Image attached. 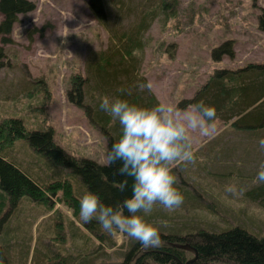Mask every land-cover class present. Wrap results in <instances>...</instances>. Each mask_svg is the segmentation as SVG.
I'll return each instance as SVG.
<instances>
[{
	"label": "rangeland",
	"instance_id": "374dc122",
	"mask_svg": "<svg viewBox=\"0 0 264 264\" xmlns=\"http://www.w3.org/2000/svg\"><path fill=\"white\" fill-rule=\"evenodd\" d=\"M30 1L33 9L18 15L9 34L11 41H0V147L6 160L43 186L57 173L71 178V172L50 164L24 139L9 144L1 123L18 118L31 131L50 128L54 142L66 153L104 164L107 142L96 124V120L102 121V115L95 110L103 95H113L96 87L91 65L100 52L111 49L110 38L115 31L116 39L137 23L138 10L119 19L112 14L119 2L103 0L106 18L101 24L89 0ZM130 2L145 6L150 0H124V8ZM157 2L151 0L154 5ZM262 8L264 0H164L141 38L138 79L148 85L145 88L157 102L171 103L175 108L190 99L215 69L264 63V30L258 26ZM227 40L233 41L234 56L223 55L213 61L212 48ZM78 75L87 78L82 82V102L89 108L90 117L67 98ZM140 91L147 97L144 87ZM173 118L186 123L184 112L174 111ZM216 124L207 136L198 129H188L193 162L169 163L175 186L184 195L182 204L165 208L157 202L151 212L140 213L159 232L195 234L199 229L210 231L235 224L264 229V211L245 199L247 191L257 184L256 172L264 161V149L258 144V138L264 137V127L246 133L231 129L221 120ZM72 177L76 179L71 178L76 195V186L82 182ZM228 184H235L238 192L225 191ZM5 198L0 192V200ZM44 200L23 196L4 219L0 242L8 258L13 257L12 264H122L137 241L118 229L108 232L97 220L81 221L79 205L63 201L61 191ZM7 209L8 205L1 206L0 216ZM192 256L185 251L187 259Z\"/></svg>",
	"mask_w": 264,
	"mask_h": 264
},
{
	"label": "trees",
	"instance_id": "16d2710c",
	"mask_svg": "<svg viewBox=\"0 0 264 264\" xmlns=\"http://www.w3.org/2000/svg\"><path fill=\"white\" fill-rule=\"evenodd\" d=\"M117 1L119 3L115 5L112 14L120 19V17L124 18L127 13L138 10L137 23L128 28L127 32L116 36V39V31L114 32V38H110L113 43L111 49L107 52H100L98 57L93 59L92 77L97 83L96 87L102 88V93L108 92L113 97L120 96L141 106H152L158 103L155 97L145 87L144 92L147 97L143 96L140 91L139 85L144 81L138 79L136 73L137 64L141 63V57L137 51L142 49L141 38L156 16V7H160L164 0H158L155 5L150 0V3L145 6L139 4L142 7L130 2L127 3V8H124V0ZM88 4L97 20L104 24L103 21L106 18L104 1L89 0ZM33 6L34 4L30 0H0L2 16L0 41L2 44L11 41L9 34L13 24L18 20V15L32 10ZM114 11L116 13H113ZM258 26L264 30V8L258 15ZM232 48L233 41L227 40L212 48L210 56L216 62L223 55L232 58L234 56ZM2 57L0 47V59ZM0 66H2L1 61ZM86 79H82L80 75L75 77V81H72L67 92V98L70 102L83 108L86 116L90 117L89 108L85 107L82 102V85L87 82ZM87 94H91V92H87ZM199 100L215 105L218 120L228 124L231 129L246 133L257 132L264 127V63H247L235 69H215L190 99L179 102V107L186 108ZM95 111L96 114L102 115V121L96 120V124L102 128L106 137L107 149L112 142L118 140L122 127L99 106ZM1 124L2 128L6 130L9 144L17 139L26 140L29 146L44 155L50 164L68 169L71 172L70 175L79 177L83 185L76 186V196L73 191V181L76 179L71 176L72 181L68 175L57 173L53 180L40 186L20 166L6 160L1 155L3 149L0 147V192H4L6 195L5 199L0 200V207L8 205L7 211L0 216V231L4 219L10 216L23 196L34 201H45L44 198L61 191L63 201L77 207L82 194L87 190L98 193L105 204L112 205L131 194L132 177H127L128 184L123 192L118 191L112 183V181L124 178V174L119 172L113 174L114 169L118 168L123 161L118 160L112 165L105 166V164H99L92 159H78L66 153L54 142L50 128L45 131H31L26 129L22 120L18 118H10ZM101 172L107 173L108 178L104 179ZM245 199L254 202L264 211V182H257L250 188ZM92 221L95 222L96 219L94 218ZM256 227V229H252L249 225L235 224L224 229L211 228L210 231L199 229L195 234L185 235L159 232L161 236L159 245L145 247L137 240L130 252L126 254L122 264H129L131 261L132 264H179L177 259L184 263L187 260L186 250L175 247V244L178 243H188L197 249V258L191 264H264V229ZM141 248L143 249L141 250ZM5 250L3 243L0 242V259L3 260V264H12L13 257L8 258Z\"/></svg>",
	"mask_w": 264,
	"mask_h": 264
},
{
	"label": "clouds",
	"instance_id": "9594fccd",
	"mask_svg": "<svg viewBox=\"0 0 264 264\" xmlns=\"http://www.w3.org/2000/svg\"><path fill=\"white\" fill-rule=\"evenodd\" d=\"M147 86L145 83L139 85L141 88ZM99 108L122 126L120 137L107 147L103 159L105 166L123 161L113 174L119 172L124 178L112 183L123 192L128 184L127 177H132L131 194L112 205L105 204L98 193L87 190L79 201V218L83 222L95 218L110 233L118 229L145 247L157 246L161 243L158 227L140 213L151 212L157 202L165 208L182 204L184 195L175 186L176 177L169 163L195 160L188 129H198L202 135H209L217 127V109L203 100L190 104L187 109L174 108L165 102L141 106L107 94L101 97ZM174 111L184 112L186 123L174 119ZM258 144L264 149V137L258 138ZM101 175L108 178L107 173L101 172ZM255 179L264 182V161L259 164ZM225 191L235 194L238 189L235 184H228ZM0 264H3L2 259Z\"/></svg>",
	"mask_w": 264,
	"mask_h": 264
},
{
	"label": "water",
	"instance_id": "95a60500",
	"mask_svg": "<svg viewBox=\"0 0 264 264\" xmlns=\"http://www.w3.org/2000/svg\"><path fill=\"white\" fill-rule=\"evenodd\" d=\"M175 247H177L179 249H184V250H187V251H190L193 253V256L191 258L187 259L184 263H182L180 260L177 259L179 264H191L196 260L197 255H198V251L194 246H192L188 243H181V244H175Z\"/></svg>",
	"mask_w": 264,
	"mask_h": 264
}]
</instances>
